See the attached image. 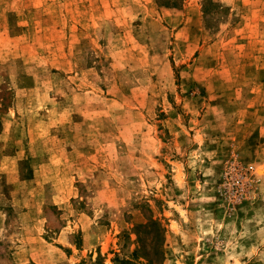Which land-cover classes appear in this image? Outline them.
Instances as JSON below:
<instances>
[{
	"label": "rangeland",
	"instance_id": "obj_1",
	"mask_svg": "<svg viewBox=\"0 0 264 264\" xmlns=\"http://www.w3.org/2000/svg\"><path fill=\"white\" fill-rule=\"evenodd\" d=\"M149 220L162 264H264V0H0V264Z\"/></svg>",
	"mask_w": 264,
	"mask_h": 264
},
{
	"label": "trees",
	"instance_id": "obj_2",
	"mask_svg": "<svg viewBox=\"0 0 264 264\" xmlns=\"http://www.w3.org/2000/svg\"><path fill=\"white\" fill-rule=\"evenodd\" d=\"M153 229L158 236L157 241H144L140 237L142 231H148ZM164 228L161 227L160 223L149 220L147 223L138 225L135 228V243L134 249L124 257H115L112 260V264H162L163 252H162V234ZM96 264H102L100 259L96 261Z\"/></svg>",
	"mask_w": 264,
	"mask_h": 264
}]
</instances>
